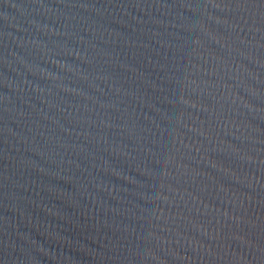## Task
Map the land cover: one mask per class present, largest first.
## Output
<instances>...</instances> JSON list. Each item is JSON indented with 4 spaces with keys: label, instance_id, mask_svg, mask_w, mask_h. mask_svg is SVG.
<instances>
[{
    "label": "water",
    "instance_id": "water-1",
    "mask_svg": "<svg viewBox=\"0 0 264 264\" xmlns=\"http://www.w3.org/2000/svg\"><path fill=\"white\" fill-rule=\"evenodd\" d=\"M0 264H264V0H0Z\"/></svg>",
    "mask_w": 264,
    "mask_h": 264
}]
</instances>
